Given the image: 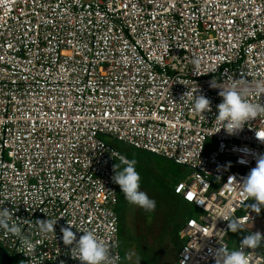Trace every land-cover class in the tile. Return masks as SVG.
Here are the masks:
<instances>
[{
    "label": "built area",
    "instance_id": "1",
    "mask_svg": "<svg viewBox=\"0 0 264 264\" xmlns=\"http://www.w3.org/2000/svg\"><path fill=\"white\" fill-rule=\"evenodd\" d=\"M229 87L264 105V0L0 8V210L21 230L0 228V245L17 264H80L61 239L71 224L77 238L90 230L109 246L110 264H123L112 179L122 154L111 136L192 170L175 191L197 216L174 264H216L220 248L232 250L223 212L250 233L247 225H264L239 185L264 154V115L228 134L216 115L220 88ZM199 94L211 111H195ZM46 219L57 220L55 232L41 230ZM244 251L249 264H264V241Z\"/></svg>",
    "mask_w": 264,
    "mask_h": 264
},
{
    "label": "clouds",
    "instance_id": "2",
    "mask_svg": "<svg viewBox=\"0 0 264 264\" xmlns=\"http://www.w3.org/2000/svg\"><path fill=\"white\" fill-rule=\"evenodd\" d=\"M14 0H0V8L10 11ZM218 95L222 101L217 105L218 115L216 120L223 125V129L228 134H235L241 130L244 125L264 115V105L253 103L245 98L241 91L236 87L220 88ZM186 94V93H185ZM210 100L204 95H197L194 99V109L199 113L211 111ZM257 138L264 141L257 135ZM119 160L124 167L120 169L117 164L113 165V182L119 185L125 199L133 205H136L147 212L155 210L156 202L150 199L146 192L140 190L141 176L136 169V159H128L120 155ZM242 163L244 161H241ZM119 169V170H118ZM235 181V178H230ZM242 189L243 197L246 200H252L254 203L248 205L252 211L258 215L261 207H264V154L256 156V166L250 170L242 183H239ZM218 218L228 221V230L233 233L241 231L240 219H230L228 212H223ZM11 214L8 209L0 210V228H3L13 234L20 235L21 230L15 224H9ZM40 228L43 232H55L54 226L57 220H40ZM72 225L61 227L62 242L65 246L75 245L73 258L80 264H110L111 250L103 240L99 239L92 231L85 230L77 238L72 231ZM264 241V233L260 231L253 232L244 236L237 250L229 251L227 247L220 248L217 253L216 264H249L248 255L244 249H256ZM23 245L28 249H33L35 245L27 237H22ZM139 264V261L137 262Z\"/></svg>",
    "mask_w": 264,
    "mask_h": 264
},
{
    "label": "rangeland",
    "instance_id": "3",
    "mask_svg": "<svg viewBox=\"0 0 264 264\" xmlns=\"http://www.w3.org/2000/svg\"><path fill=\"white\" fill-rule=\"evenodd\" d=\"M105 139L125 157L136 160L140 157V151L131 145L111 136H105ZM143 156L148 155L144 153ZM155 157L152 154L144 158L146 165L156 172L144 179L143 184L140 183V190L155 200L156 207L152 212L138 209V206L132 204L128 208L125 231L120 235L121 248L126 250L123 264H137L138 261L139 264H173L185 241L180 231L181 226L188 217L197 216V210L192 204L181 202V208L178 209L179 199L172 193L177 183L185 180L192 170L169 159L155 160ZM117 162L120 164V161ZM252 203L254 201L251 200L249 204ZM247 229L264 233V225L258 222L247 225ZM249 234L251 233L244 229L231 232L232 250Z\"/></svg>",
    "mask_w": 264,
    "mask_h": 264
},
{
    "label": "trees",
    "instance_id": "4",
    "mask_svg": "<svg viewBox=\"0 0 264 264\" xmlns=\"http://www.w3.org/2000/svg\"><path fill=\"white\" fill-rule=\"evenodd\" d=\"M133 147V146H132ZM135 148V147H134ZM137 150H139V154L138 156V160L137 161V164H136V169L137 171L139 172L140 176H141V182L140 183H144V179L148 178L149 175L153 174L154 172L156 171H153V169L151 167H148L146 165V161H145V157H150V155H155L156 157L154 158L155 160L157 159H167L163 156H160V155H157L155 153H152L150 151H147V150H143V149H139V148H135ZM142 153V154H140ZM147 154L148 156H143V154ZM143 156V157H142ZM127 157V156H126ZM128 158V157H127ZM129 159V158H128ZM149 160V159H148ZM153 161V159H151ZM117 161H120L119 159ZM174 162V161H173ZM117 165L120 166V164H118V162H116ZM124 167V165L121 164L120 166V169H122ZM119 170V169H118ZM173 195L179 199V203L177 204V208L180 209L181 208V202H184V203H188V204H191L189 202H187L186 200H184V198L176 193L175 191V188L174 190L172 191ZM177 202V201H176ZM133 205V204H132ZM124 197V194L121 192L120 188H119V185H118V204H117V212H118V215H119V219H120V235L124 233L125 231V221H126V218H127V211H128V208L132 206ZM138 209H141L140 207H138ZM243 212V211H241ZM261 212H262V209H261ZM159 214H161V212L159 211ZM261 214V213H260ZM262 215V214H261ZM187 223V220L184 222V224L181 226V229L180 231L183 230V228L185 227ZM183 244V243H182ZM182 246V245H181ZM121 252H122V257H123V261L125 260L126 258V250L121 248ZM175 260V259H174ZM15 263L17 264V260L14 259ZM174 264V263H173Z\"/></svg>",
    "mask_w": 264,
    "mask_h": 264
},
{
    "label": "water",
    "instance_id": "5",
    "mask_svg": "<svg viewBox=\"0 0 264 264\" xmlns=\"http://www.w3.org/2000/svg\"><path fill=\"white\" fill-rule=\"evenodd\" d=\"M0 264H16L13 257L0 245Z\"/></svg>",
    "mask_w": 264,
    "mask_h": 264
},
{
    "label": "crops",
    "instance_id": "6",
    "mask_svg": "<svg viewBox=\"0 0 264 264\" xmlns=\"http://www.w3.org/2000/svg\"><path fill=\"white\" fill-rule=\"evenodd\" d=\"M261 209H262V212L260 211V213H261L262 215H264V213H263V212H264V207H261ZM188 218H189V217H188ZM188 218H187V219H188ZM177 255H178V254H177Z\"/></svg>",
    "mask_w": 264,
    "mask_h": 264
},
{
    "label": "snow or ice",
    "instance_id": "7",
    "mask_svg": "<svg viewBox=\"0 0 264 264\" xmlns=\"http://www.w3.org/2000/svg\"><path fill=\"white\" fill-rule=\"evenodd\" d=\"M261 135H264V134H261ZM189 199H191V196H189Z\"/></svg>",
    "mask_w": 264,
    "mask_h": 264
}]
</instances>
